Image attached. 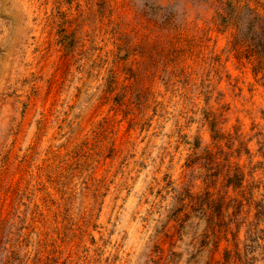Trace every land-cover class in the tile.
Segmentation results:
<instances>
[{
    "label": "rangeland",
    "instance_id": "rangeland-1",
    "mask_svg": "<svg viewBox=\"0 0 264 264\" xmlns=\"http://www.w3.org/2000/svg\"><path fill=\"white\" fill-rule=\"evenodd\" d=\"M0 264H264V0H0Z\"/></svg>",
    "mask_w": 264,
    "mask_h": 264
}]
</instances>
